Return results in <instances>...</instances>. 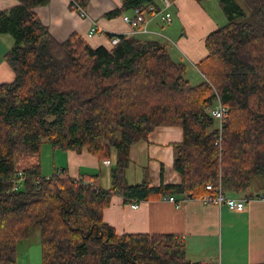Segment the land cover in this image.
I'll return each mask as SVG.
<instances>
[{"label": "trees", "instance_id": "16d2710c", "mask_svg": "<svg viewBox=\"0 0 264 264\" xmlns=\"http://www.w3.org/2000/svg\"><path fill=\"white\" fill-rule=\"evenodd\" d=\"M17 1L0 10V34L13 39L5 55L13 80L0 83V264H17L16 244L31 228L39 231L42 264H200L172 235H117L103 210L114 195L198 199L209 184L242 193L253 177L264 180V0H217L226 23L206 37L196 86L185 78L187 65L156 41L120 36L110 50L93 49L72 33L58 42L34 12L49 0ZM88 3L69 7L86 11ZM120 3L104 17L157 2ZM217 100L227 110L221 130L208 114ZM162 127L182 132L173 145L179 183L150 187L144 169L142 182L129 185L131 148ZM45 143L112 163L109 188L98 177L15 168L17 155L36 156Z\"/></svg>", "mask_w": 264, "mask_h": 264}, {"label": "crops", "instance_id": "0c3cea01", "mask_svg": "<svg viewBox=\"0 0 264 264\" xmlns=\"http://www.w3.org/2000/svg\"><path fill=\"white\" fill-rule=\"evenodd\" d=\"M156 2V7L161 9V1ZM69 3L70 0H49L47 5L34 9L41 23L58 42L65 41L72 33L78 34L93 49L103 47L110 50L108 34L156 41L167 49L175 62L187 65L185 78L194 86L202 83L204 78L196 65L208 55L206 37L225 22L222 11L210 0H175L169 8L170 24L152 20L147 33L131 35V28L122 21V15L110 19L104 17L120 6V0H89L84 18L71 9ZM17 4V0H0V10ZM125 15H131V12ZM92 22H97L100 34L89 36ZM11 40L10 35L0 34V81L12 78L13 72L5 62L6 53L13 46ZM181 141L180 129L162 127L156 128L146 142L134 145L129 154L127 183L140 184L143 170L147 169L150 187L178 184L179 176L172 168L173 145ZM52 152L53 158L58 159V168L54 163L52 168H43L38 159L25 156L19 157L18 162L28 165L19 171L38 165L42 177L63 170L83 182H89L90 177H98V186L109 188L112 163L107 166L84 151L65 152L52 148ZM131 166L136 172L134 183L128 180ZM257 184L263 192L252 191L250 185L242 193H225L223 190L226 197L246 200L241 212L225 207L218 209L177 193L165 194L156 200L128 202L120 195H114L103 210V220L117 235H172L183 246L187 259L194 263L264 264V181H257ZM168 197H173L179 205L164 200Z\"/></svg>", "mask_w": 264, "mask_h": 264}, {"label": "built area", "instance_id": "2783aa9c", "mask_svg": "<svg viewBox=\"0 0 264 264\" xmlns=\"http://www.w3.org/2000/svg\"><path fill=\"white\" fill-rule=\"evenodd\" d=\"M162 4V8L158 9L154 4H149L145 8H137L132 11L131 15L123 14L121 16L122 21L127 24L131 28V35L135 34H144L148 32V24L152 20H158L163 24H170L172 21L171 14L169 13V8L173 4L169 0H160ZM76 11L80 17H86V11L79 8L75 5ZM148 17V18H147ZM101 29L97 22H92L91 27L89 29V36H94L96 34H100ZM120 42V35H113L109 38L110 49L118 45ZM208 114L216 121L219 130H221L222 122L227 116V110L223 107L219 100H217L216 104L208 109ZM105 165H109V161H104ZM58 174H63L64 171H58ZM19 177L22 176V173H18ZM206 194L198 200L205 204L217 207L221 209L223 207L227 208L230 211L241 212L244 209L246 200L244 199H236L231 197H226L220 182L216 187H213L211 184L206 186ZM16 190V188H15ZM186 199L191 197H185ZM164 200L169 203H174L178 206V202L173 197L164 198ZM133 208H137V206H132Z\"/></svg>", "mask_w": 264, "mask_h": 264}, {"label": "rangeland", "instance_id": "374dc122", "mask_svg": "<svg viewBox=\"0 0 264 264\" xmlns=\"http://www.w3.org/2000/svg\"><path fill=\"white\" fill-rule=\"evenodd\" d=\"M210 1H212L215 5L219 7L217 0H210ZM218 9L221 10L220 7ZM225 23H226V19H225L224 24ZM12 80H13V73H12V78L10 80L0 81V83H4V82L8 83V82H11ZM52 153L53 152H52L51 145L49 143H45L40 147L39 152L36 156H30V157H34L31 159H36V160L38 159L39 164H41L43 168H46V167L52 168L53 163L55 164V168H58L59 167L57 165L58 159L53 158ZM25 156L28 157L27 155H17L16 156L15 168L17 170H20L21 168L26 167L28 165L27 163L21 164L18 162L19 157H25ZM138 171L141 172L140 170ZM135 173L136 172L133 166H131L130 170L128 171V180L130 183L135 182L134 181V178L136 175ZM257 181H264V180L261 177H253L250 183L251 190L254 192H263V188L258 189L259 186L257 184ZM16 253H17V264H42L41 263V249H40V243H39V231L37 229L31 228L29 238L27 240H21L17 242Z\"/></svg>", "mask_w": 264, "mask_h": 264}]
</instances>
